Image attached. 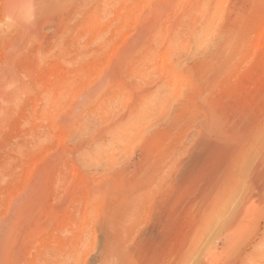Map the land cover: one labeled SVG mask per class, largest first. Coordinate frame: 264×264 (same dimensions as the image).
I'll list each match as a JSON object with an SVG mask.
<instances>
[{
  "label": "bare ground",
  "instance_id": "6f19581e",
  "mask_svg": "<svg viewBox=\"0 0 264 264\" xmlns=\"http://www.w3.org/2000/svg\"><path fill=\"white\" fill-rule=\"evenodd\" d=\"M119 1L120 0H0V6H2L4 17L3 20H0V45L5 48L4 59L1 60L0 57V264H25L24 248L27 244L31 245V250H29L30 264H87L89 261L90 264H233L231 262L233 246L244 239L246 230L250 226L249 222L251 221L252 224L254 221L255 213L253 206L255 202L263 200L264 195V109L263 111L260 109L257 113H252L245 110L246 107L244 106V108L241 106L240 104L242 103L240 101V106L238 104H236L237 106H233L232 104L231 108L230 105L224 108H216L215 106L208 110L207 120L206 123L203 124V127L215 135L217 138L216 140L211 141L205 136H197L194 145L189 150H186V157L184 159L180 158L177 162L173 161L169 163V158H166L168 154L165 156L163 153L160 157H157L158 159L156 158V162L151 166L139 165L136 171H132L133 173L130 171L124 173V175H119L120 177L117 181L119 182L118 184H120V188L118 190L109 191V188L111 189L113 184L106 188H101V186H99V190L102 191L92 195V209L84 210L85 214L90 212L91 216V212L94 210V214L96 213L97 215V220H95L97 227L95 231L99 236L98 242L92 247L95 251V255L90 260L87 257L90 253L89 248L91 247L88 246L90 243L86 238L90 234L89 229H91V225L88 226L87 230H84L90 217L87 219V215L84 213L85 222L83 228H85L78 230L75 234L72 233L74 237L72 235L71 237L63 238L58 241L56 245H48L44 249L38 246L39 241L37 239L38 237L40 239L41 234L39 232L40 228L43 227L40 222V206L41 200L44 198L41 194L43 192L42 185H44L43 179L45 176H43V173H46L44 170L43 173L41 172L39 160L44 157L40 155L42 152V142H44L45 139L43 141L42 135L38 132L37 125L39 124L35 117L33 118L34 121L31 123V126H29L30 128L20 132L19 135L10 134L8 132L5 133L8 121L11 116L13 115L12 117H14L15 114L13 106L16 105V100L19 101L18 94L20 93L18 92H23L22 89L29 83L27 80H21L18 77L20 72L18 60L23 56L21 55L22 53L24 54L26 51L30 50V48L35 47L36 55L38 58L43 59L42 61L54 58L56 62L74 60L82 64L86 59L95 58L100 62V59L103 58L101 56L104 51V13L107 10L114 9ZM155 10L157 14H159L158 11H160L161 8H155ZM162 10L165 9L162 7ZM159 32L161 33V31ZM157 36H159L158 33L155 40ZM170 40L171 39H168L169 42H171ZM141 43L143 42L141 41ZM150 43H154V41ZM139 44L140 43L137 45L138 47L140 46ZM132 45H134L133 42ZM167 46L168 48L169 46L171 47V45ZM143 47H145V44ZM131 48H133V46ZM128 50L131 49L129 48ZM123 52L124 51H122V53ZM153 56H155V54ZM151 58L153 60V57ZM218 58L219 56L216 55L213 59L217 61ZM123 59L126 61L128 57ZM152 60L150 59V61ZM107 64L106 62V65ZM126 65L122 64L124 69ZM119 66L117 67L119 68ZM101 68L102 67L99 69ZM135 68L134 70L137 71ZM210 69H213V66ZM171 70L173 69H170V71ZM108 71H111V69ZM116 71L119 74L123 72H119L118 69ZM100 73L97 72V74ZM122 75L123 73L121 76ZM88 77L91 78L90 76ZM105 77L107 78L108 76ZM111 79L113 78L111 77ZM23 80H25V82ZM66 80L65 84L67 86L75 85L74 79ZM87 81L89 80L87 79ZM109 81L110 80L107 82ZM114 81H116V79ZM114 81L112 82L115 83ZM79 85L81 86V84ZM59 86H61V83ZM109 86L111 87L113 84ZM26 88L30 87L27 86ZM53 89L55 90L54 87ZM81 89L82 88L79 90ZM11 90L15 92L12 93ZM77 90L76 88V91ZM85 90L86 88L84 91ZM76 91L74 92L77 93ZM145 92H147V90ZM87 94H85V96ZM149 94H151V92ZM56 95H58V93ZM140 97L142 96L139 95V98ZM156 97L157 96H153L148 101L150 107L145 106L144 111H138L140 113L137 114V119L139 121H135L134 119L136 118L133 119V116H131V119L126 116L129 119L125 117V119H121V124L118 125L119 122L116 123V125H118V127H115L117 134L121 136L125 134L128 135L129 131L132 132V130L139 132L140 126L138 127L137 123L148 113L146 110L159 106L156 103ZM36 98L38 99V96ZM71 98H74V96L72 97L71 95ZM59 99L57 98V101ZM61 99L64 98L61 97ZM147 100L148 99H145V101ZM237 101H239V99H237ZM213 102H210V106H213ZM50 103L52 104V102ZM188 104L191 105L190 103ZM60 106H62V104H60ZM18 107L21 108L20 106ZM141 107H144L143 104ZM51 110L54 111L55 109ZM135 110L139 109L135 108ZM56 111L59 110L56 109ZM49 112L50 109L48 113ZM46 114L47 111L45 112V115ZM142 114L144 115L141 117ZM180 115L176 117V123L180 124L186 120L188 123H197V118H194V116L193 118H187V113L182 114L184 116ZM21 116L23 115L21 114ZM46 116L49 117L48 115ZM53 118H50L52 121L49 120V122H53ZM136 127H138L139 130H137L138 128ZM195 127L197 129V126ZM198 128L199 130L202 129L200 127ZM132 134L133 133H131V135ZM44 135L46 136V134ZM51 136L53 135L51 134ZM127 139H129V137ZM49 140L51 142V139ZM100 140L99 142H101ZM97 142L96 148L98 147ZM86 146L88 145L86 144ZM83 149L79 150V152H83ZM97 149H99V147ZM161 149L160 151H162ZM93 153L95 154V152ZM98 153L99 152H97V155ZM152 154H154V152ZM169 167H174L179 171V177L174 186V188H176H173L172 192L170 191V180L168 178L170 175L167 177V170ZM169 171L171 172V170ZM115 176L113 177L115 178ZM104 182L101 183V185H104ZM189 183L192 186L194 199L182 202V197L180 198L182 191L180 192V190L184 185ZM51 187L53 188V186ZM113 187V189H116L117 185ZM93 192L94 191H92V193ZM89 194H91V191ZM68 199L69 198H66V200ZM45 205L42 206L47 207ZM63 205L66 206L67 203ZM87 207H89V204ZM60 209L64 210L62 207ZM189 210L190 213L193 212L195 215L193 219L191 218V221L189 220L191 223L189 227L187 226L186 228L185 221L187 217L185 216L187 215L186 212H189ZM59 213L61 214V212ZM60 214H56V216H60ZM70 216L74 217L73 215ZM189 216L191 217L192 214L188 215V218ZM47 218L48 217L45 219ZM94 218L95 217H93V219ZM50 219L51 218H49V220ZM251 227H254L253 229L258 233V237L259 235L260 237H256L252 240H244L243 245L245 247L242 249L243 257L240 264H263V250H261L263 245V222L258 221L254 226L251 225ZM50 228L51 227H49V229L46 228V234L52 231L48 232ZM41 229L43 230V228ZM183 229L187 231L186 237L182 239L181 243L178 242L179 246L176 250L174 239L179 233H185ZM179 230L183 231L181 232ZM38 234H40V236H38ZM176 240L178 241L179 239L176 238ZM220 243L221 247L219 246ZM25 250L28 251V249ZM26 254H28V252Z\"/></svg>",
  "mask_w": 264,
  "mask_h": 264
},
{
  "label": "rangeland",
  "instance_id": "374dc122",
  "mask_svg": "<svg viewBox=\"0 0 264 264\" xmlns=\"http://www.w3.org/2000/svg\"><path fill=\"white\" fill-rule=\"evenodd\" d=\"M162 7L165 10H162ZM155 8H161L160 11L162 12L158 11L159 14H157V9L155 10ZM3 19V9L2 6H0V20ZM103 23L104 51L101 56L103 58L100 59V62L95 58L86 59L82 64L74 60H69L67 62L61 61L63 63L56 62L54 58L42 61L43 59L38 58L36 55L35 47L21 54L23 56L18 60L20 68L18 77L21 80H27L29 83L26 82V87L29 86L30 88L25 87L22 89L23 92H18L20 93L18 94L19 101L16 100V105L13 106L15 112L14 117H12L13 115L11 116L8 121V129L6 128L5 130V133L8 132L10 134L19 135L20 132L30 128L29 126H31V123L34 121L33 118L35 117L39 124L37 125L38 132L42 135L43 141L45 139V141L42 142V152L40 155L44 157H40L41 159L39 160L41 172L43 173L45 171L46 173H43V176H45L43 179L44 185H42L43 192L41 193L42 197H44L43 199L41 197V199L45 202L41 200L40 206V222L42 223L41 226L43 227L41 228H43V230L40 228L39 233L41 237L37 239L39 241V243L37 241L39 244L38 246L44 249L48 245H56L61 239L69 236L71 237L73 234L77 233L78 230L84 229V218L85 215H87V219H89V217L90 219L89 222L86 223L87 226L84 230H87L89 225H91V229L93 230L89 229L90 234H92L91 236L89 234L86 238L90 243L88 246L91 247L89 248L90 256L88 255L87 257L86 255L89 260L95 255V251L92 247L98 242L99 234H96L95 231L97 227L95 221L97 220L96 213L94 214L93 210L91 216L90 212L85 214L84 210L92 209V195L102 191L99 190V186H101V188H106L113 184L115 187L117 185L116 189H113L114 187L111 186L109 191L118 190L120 188V184H118L119 182L117 181L119 177L126 172L131 171V173H133L137 170L136 168H138L139 165L151 166L156 162L158 159L157 157H160L163 153L165 156L168 154L166 158H169H167L169 163L173 161L177 162L180 158L184 159L186 157V150H189L194 145L197 136H205L211 141L216 140V136L203 127V124H205L207 120L208 110L212 107L224 108L230 105L231 108L232 104L233 106H237L236 104L239 105L241 101L244 105H240L243 107L245 106V110L249 112L257 113L260 109L261 111L264 109V0H120L114 9L107 10L104 13ZM159 31H161L162 34ZM157 33L159 36H157L155 40ZM168 39H171V42H169ZM141 41L143 43H141ZM153 41L154 43H150ZM132 42L134 45H132ZM137 42L140 43L139 47L137 46ZM144 44L145 47H143ZM167 45H171V47L169 46L168 48ZM132 46L133 48H131ZM129 48L131 50H128ZM4 51L5 48L0 45L1 60L4 59ZM122 51H124V54ZM134 54L139 55L135 56ZM154 54L156 57L153 56ZM216 55L219 56L217 61L213 59ZM125 56L131 59L128 60ZM151 57H153V60ZM150 59L152 61H150ZM106 62L109 65H106ZM122 64H127L125 69ZM117 66H119V68ZM212 66L213 69H210ZM100 67H102V70L99 69ZM134 68L137 69V71L134 70ZM110 69L113 74L111 71H108ZM117 69L119 72L123 71L121 72V74L123 73V77L116 71ZM170 69L173 70L170 71ZM97 72L101 73L97 74ZM105 76L108 77L106 78ZM111 77L113 79H111ZM86 78L92 84L87 81ZM66 79H74V84L76 86L78 83L77 87L74 85L78 90L76 91V88L72 85L67 86L65 84V81H67ZM115 79L116 81H114ZM25 80L23 81L25 82ZM106 80L110 81L107 82ZM111 82L113 86L110 87L109 85H112ZM60 83L61 86H59ZM79 84H81V86ZM82 86L86 88L85 91V88ZM80 88L82 89L79 90ZM146 90L148 94L150 92L151 94L148 95L147 92H145ZM74 91L79 93L77 94ZM11 92L14 93L15 91L11 90ZM57 93L58 95H56ZM70 93L74 98H71ZM85 94L87 95L85 96ZM139 95L142 97L139 98ZM37 96L39 100L36 98ZM153 96H157L156 103L159 106H156L159 109L151 106L153 108L146 110L148 113L145 111L147 113L145 116H143L144 114L141 115V117L143 116L141 118L142 120L137 123L138 127L140 126V130L136 127L140 133L132 130V132L129 131L128 134L131 135V133H133L131 136L127 134H125L126 136L117 134L115 127H118V125L122 123L123 118L125 119V117L128 116L131 119V116H133V119L136 118L134 119L135 121L138 120L137 114H140L138 111H144L145 106L150 107L148 101ZM61 97L64 99L66 98L64 102V99H61ZM57 98H60L58 100L59 103ZM145 99L148 100L145 101ZM231 99L236 101L234 102L232 100V103V101H230ZM237 99H239V101H237ZM50 102L56 105L57 108ZM210 102H213V106H210ZM140 103H142L144 107H141L142 104ZM60 104H62V106H60ZM135 108L139 110H135ZM49 109L50 112L48 113ZM51 109L55 110L53 111ZM56 109L59 111H56ZM46 111V115L49 117L51 116L50 118L54 117L53 122L45 115ZM186 113L187 118H193V116L197 118V123H188L187 120L180 124L176 123V117L180 114V116H184L182 114ZM21 114L23 116H21ZM49 120L51 121L49 122ZM116 123H118V125H116ZM195 126H197V129ZM198 127L202 129L199 130ZM44 134H46V136ZM51 134L53 136H51ZM128 137L129 139H127ZM49 139H51V142ZM99 140L101 142H99ZM96 142L98 143L97 146L99 149H97L98 147L96 148ZM86 144L88 146H86ZM81 149H83V152H79ZM160 149L162 151H160ZM93 152H95V154ZM97 152H99L98 155ZM151 152H154V154ZM108 159L109 161L111 159V161L109 162ZM169 168L167 170V177L170 175L168 178L170 180V191L172 192L177 178L179 177V171L174 167ZM169 170H171V172ZM113 176H115V178ZM103 182L105 186L103 184L101 185ZM51 186H53V188ZM90 191L91 194H89ZM92 191L94 192L92 193ZM181 191L182 194L180 198L182 197V202L194 199V193L190 183L184 185L180 192ZM66 198L69 199L66 200ZM66 203L67 205L64 206L63 204ZM88 204L89 207H87ZM61 207L66 211L60 209ZM253 210L255 213L253 223L251 224V221L249 222L250 226L246 230L244 239L233 246L231 256V262L233 264H240L243 257L242 249L245 247L243 245L244 240H252L258 237V233L253 229L254 227H251V225L254 226L258 221L263 222V245L261 250H263L264 264V195L263 200L255 202ZM59 212H61V214ZM83 213L85 215H83ZM186 213L187 215L185 217L187 218L188 215L192 214L191 217L189 216L190 219L186 218L185 227L187 228L191 223V218H194L195 213H190V210ZM56 214H60V216L57 215L59 219ZM46 217H48V220L45 219ZM93 217L95 218L93 219ZM49 218L51 219L49 220ZM46 225L51 227L48 232L52 230L48 234H46V228L49 229V227ZM186 233L187 231L183 234L179 233L177 235L178 237L176 236V238L179 239L178 241L176 238L174 239L176 250L179 246L178 242L181 243L182 239L186 237ZM40 234H38V236H40ZM219 246L221 247V243ZM30 247L31 245L27 244L24 248L25 264H30ZM25 249H28V251ZM27 252L28 254H26ZM87 264H90V261L87 262Z\"/></svg>",
  "mask_w": 264,
  "mask_h": 264
}]
</instances>
